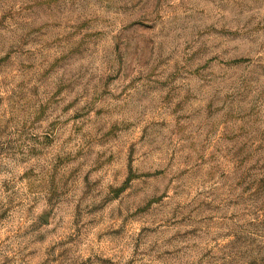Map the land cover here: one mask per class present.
<instances>
[{"label": "rangeland", "instance_id": "rangeland-1", "mask_svg": "<svg viewBox=\"0 0 264 264\" xmlns=\"http://www.w3.org/2000/svg\"><path fill=\"white\" fill-rule=\"evenodd\" d=\"M0 264H264V0H0Z\"/></svg>", "mask_w": 264, "mask_h": 264}]
</instances>
